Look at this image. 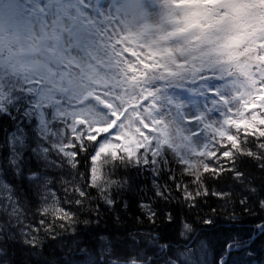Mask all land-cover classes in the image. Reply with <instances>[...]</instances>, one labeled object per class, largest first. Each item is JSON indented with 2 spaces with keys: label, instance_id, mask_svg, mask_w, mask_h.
<instances>
[{
  "label": "snow or ice",
  "instance_id": "1",
  "mask_svg": "<svg viewBox=\"0 0 264 264\" xmlns=\"http://www.w3.org/2000/svg\"><path fill=\"white\" fill-rule=\"evenodd\" d=\"M251 2L264 5V0ZM173 3L182 10V21L225 36L244 22L233 14L229 0H214V5ZM140 15L134 0L115 10L112 5L106 10L102 0H17L15 14L7 23L0 20V110L11 103L14 93L31 96L26 115L38 121L39 151L45 160L55 151L60 168L73 177L61 184L64 191L58 195L60 190L53 188L62 177L53 182L47 174L34 173L31 183L41 203L30 216L21 211L30 210L24 199H14L4 186L0 264H28L33 255H42L41 237L56 243L57 236L66 239L62 232H75L81 226L93 233V248L100 249L99 255L89 251L83 264H158L154 242L165 239L163 234L153 236L150 246L145 237L138 242V233L119 227L122 215L131 214L133 206L126 194L141 193L135 206L154 225L160 222L161 233L187 225L185 216L174 211L157 212L143 193L149 179H141V174L151 177L149 191L154 189L157 198H172L164 194L161 179L168 189L174 187L176 199L182 197L181 205H188L189 212L215 211V205L226 203L238 191H243L242 203L257 197L264 204V46L241 57L248 71L239 91L228 96L210 90L216 97L217 119L204 114L186 118L199 121L201 127L185 133L157 114L155 85L169 81L163 76L157 79L154 71L143 67L151 63L146 59L149 53L134 42L126 27ZM258 43L264 45V37ZM201 134L204 140L197 145L194 138ZM169 153L174 162L167 159ZM249 162L255 167H248ZM47 166L56 168L57 163ZM65 184L72 185L71 193ZM111 214H115L112 227L100 229ZM134 219L144 222L140 216ZM217 221L206 216L203 231H224L227 225ZM260 230L264 232V226ZM254 244L253 239L235 249L222 244L213 264H264V247ZM225 248L227 258H221ZM164 261L176 264L172 259Z\"/></svg>",
  "mask_w": 264,
  "mask_h": 264
},
{
  "label": "trees",
  "instance_id": "2",
  "mask_svg": "<svg viewBox=\"0 0 264 264\" xmlns=\"http://www.w3.org/2000/svg\"><path fill=\"white\" fill-rule=\"evenodd\" d=\"M249 2L251 5L258 6V3L251 2V0ZM259 23L258 21L254 23L251 21L245 27L239 29L238 32L229 31L230 35L239 36L240 39L239 42H234L226 48L215 43L219 35H224L223 33H217L208 44H196L195 50L199 51L196 55H204L202 58L207 57V62L212 63L233 60L240 53V51L236 52L234 47H238L242 40H248L253 30H256L259 26ZM243 35L246 37L243 38ZM143 67L150 71L149 66L143 65ZM31 101V96L14 93L11 103H6L4 110H0V179L8 186L14 199H24L30 210L21 209V211L29 216L32 212L36 211L35 208L39 207L41 203V198L37 195V187L31 183L35 179L34 173L47 174L48 179L53 182L58 181L62 177L61 181L53 188L54 192L57 189L60 190L57 193L58 195H61L64 191L61 184L73 179L71 175H65V169L60 168L55 151H51L47 160H45L44 154L38 151L37 146L41 141L38 131V121L36 117L29 121L30 116L26 115L29 111L28 109H30ZM17 131H23L21 136L17 134ZM167 159L169 162H174L171 153L168 154ZM52 161H56V168L47 166ZM247 166L255 167L251 162ZM177 174L179 173L177 172ZM145 178L149 179V181L148 186L143 188V193H147L148 197L151 198V203L157 212L163 209L165 215H167L174 211L182 218L185 216L184 224L187 225V227L182 225L175 231L161 233L160 222L156 221L154 225L152 221H148L143 217L141 211L136 208L135 201L140 199L141 193L133 192L126 194V198L133 203V206L130 210L131 214L122 215V222L119 227L122 229L126 228L133 233H138L136 237L138 242L141 237H145L146 242L150 246L152 245L153 236L159 237L163 234L166 237L165 239H157L154 242L156 256L159 257L158 264H165V259L175 260L176 264H184L178 258V255L187 248L190 241L194 238H197V240H200L207 246L211 253L210 264H213L216 251L222 244H228L235 249L238 246L242 247L246 242H250L253 239L255 240L253 247H264V238H260L264 237V232L260 230L261 226H264V204L259 203L257 197L245 200L242 203L241 197L243 196V191H238L231 197H228L226 203L215 205V211L205 208L198 212H189L188 205H181L180 201L183 198L181 197L180 200L176 199L174 193L177 190L174 187L168 189L163 183V179H161L160 187L164 189V194L166 196L171 195L172 198L169 200L157 198L153 195L154 189L153 191H149L153 187L150 181L151 177H145L144 174H141V179ZM65 187L71 193L72 185L65 184ZM114 215L111 214L108 217L109 222H101L100 229H110L112 227L110 220ZM134 216H140L144 222L140 223L134 219ZM206 216L217 217V222L227 225V227L219 233H205L203 225ZM165 223H167L166 220ZM92 227L95 228L96 225H92ZM154 227L155 230H153ZM76 233H79V235ZM61 234L66 239L60 240L59 236H57L55 238L56 243H50V237H41L40 252L42 255H33L31 261L47 260L51 264H66L68 261L82 263L89 258L87 255L89 251H94L97 255L100 254L99 246L93 248L91 239L93 233L84 228V226L76 229L75 232L70 230ZM101 234L107 235V232ZM186 234L191 235L190 239L185 238ZM81 249H84V251L82 252ZM148 255L152 257L153 253L149 252ZM227 255L228 249L225 248L220 253V256L221 258H227ZM233 255H237V253L234 251ZM27 256L28 254L25 253L23 259L27 260ZM31 261H28V264H31Z\"/></svg>",
  "mask_w": 264,
  "mask_h": 264
},
{
  "label": "rangeland",
  "instance_id": "3",
  "mask_svg": "<svg viewBox=\"0 0 264 264\" xmlns=\"http://www.w3.org/2000/svg\"><path fill=\"white\" fill-rule=\"evenodd\" d=\"M102 2L106 10L109 5L113 6V10L118 8L117 0H102ZM188 2L214 5V0H179L181 4ZM229 3L233 14L244 20L229 31L238 32L251 21L260 22L251 37L242 40L241 44H245V47L241 48V44L234 47L235 51L240 53L233 60L212 63L207 62V57L202 58L204 55H195L193 49L196 43L208 44L218 31L207 30L203 26L182 21V10L174 6L173 0H149L148 10L142 11L140 15L143 17L142 22L137 24L133 20L126 24L134 42L149 53L146 59L151 61L148 63L150 71H154L157 79L163 76L169 81L166 84L157 82L155 85L159 89L157 114L174 122L185 133L196 131L201 127L199 121L192 119L189 122L186 118L204 114L208 119H217L216 97L210 90L216 89L221 95L228 96L234 91H239L242 86L241 78L246 77L248 71L247 66L241 62V57L255 47L264 46L258 43L259 39L264 37V5L259 3V7L251 5L249 0H239V2L229 0ZM16 7L17 0H0V20L7 23L15 14ZM192 28L199 30L196 35L189 34ZM244 37L246 36L243 35ZM178 109H180L179 113ZM29 116V121L35 118L34 115ZM22 133L23 131H17L19 136ZM203 140L201 134L196 136L193 142L199 145ZM37 149L39 151L38 146ZM5 185L0 179V192ZM190 237L191 235L186 234L185 238L190 239ZM178 256L184 264H191L193 260L195 264L211 263L210 251L197 238L191 240L187 248Z\"/></svg>",
  "mask_w": 264,
  "mask_h": 264
},
{
  "label": "clouds",
  "instance_id": "4",
  "mask_svg": "<svg viewBox=\"0 0 264 264\" xmlns=\"http://www.w3.org/2000/svg\"><path fill=\"white\" fill-rule=\"evenodd\" d=\"M130 2H132V0H117V7L118 8H127L130 4ZM134 2L136 3V5H139V9L140 11H147V5L149 3V0H134ZM143 17L138 16L135 21L137 22V24H139L140 22H142ZM133 20H129L128 22H131ZM135 30V29H133ZM198 29L197 28H192L190 30V35H196L198 33ZM240 37L239 36H233L228 34L227 36L225 35H219L215 41V43L217 45L223 46V47H227L228 45H231L234 42H239ZM245 44H241L240 47L243 48L245 47Z\"/></svg>",
  "mask_w": 264,
  "mask_h": 264
},
{
  "label": "water",
  "instance_id": "5",
  "mask_svg": "<svg viewBox=\"0 0 264 264\" xmlns=\"http://www.w3.org/2000/svg\"><path fill=\"white\" fill-rule=\"evenodd\" d=\"M20 2H22V0H20Z\"/></svg>",
  "mask_w": 264,
  "mask_h": 264
},
{
  "label": "bare ground",
  "instance_id": "6",
  "mask_svg": "<svg viewBox=\"0 0 264 264\" xmlns=\"http://www.w3.org/2000/svg\"><path fill=\"white\" fill-rule=\"evenodd\" d=\"M200 238V237H199ZM180 251V250H179Z\"/></svg>",
  "mask_w": 264,
  "mask_h": 264
}]
</instances>
